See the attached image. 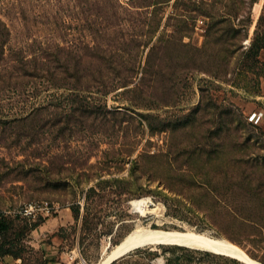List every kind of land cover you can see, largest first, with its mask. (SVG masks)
Wrapping results in <instances>:
<instances>
[{"label": "rangeland", "instance_id": "rangeland-1", "mask_svg": "<svg viewBox=\"0 0 264 264\" xmlns=\"http://www.w3.org/2000/svg\"><path fill=\"white\" fill-rule=\"evenodd\" d=\"M46 53L130 82L69 99L23 73L22 57ZM239 179L264 184V0H0V212L46 200L57 207L47 218L70 217L15 219L1 262L97 264L141 225L222 238L264 264V235L249 236L264 222L205 220L227 212L217 197ZM145 197L161 220L133 208ZM110 264L246 263L161 244Z\"/></svg>", "mask_w": 264, "mask_h": 264}, {"label": "trees", "instance_id": "trees-1", "mask_svg": "<svg viewBox=\"0 0 264 264\" xmlns=\"http://www.w3.org/2000/svg\"><path fill=\"white\" fill-rule=\"evenodd\" d=\"M58 49H63L62 46H56ZM49 48V47H48ZM100 59L104 60L103 57ZM93 62V59H90ZM101 60V61H102ZM114 60L112 57H108L104 63H111ZM21 65L23 66V73L25 76H33L38 78L42 84H46L50 88H63L70 91L68 98H79V93L82 91H88L91 93V89L96 88L102 94H106L116 87L126 86L129 84V78L127 75H123L119 72L104 73L100 69L87 70L83 66V60L80 56H57L46 53L45 55L28 57L27 55L21 58ZM85 99L87 96H83ZM67 98V99H68ZM251 182L245 181V179H239L228 186L230 195L226 199L217 197L225 203L227 210L224 214L215 213L212 216L205 217V220L210 222L217 221L219 224L224 223L233 227H255L264 222V184L258 182L251 185ZM209 188V187H208ZM209 191L216 192L215 188H209ZM203 191L206 190L203 188ZM204 196H200L202 199ZM188 199L186 203H189L187 208L193 207L195 204H199L206 207V201H196ZM182 204V202L174 198L171 202H165L167 213L170 212L172 205ZM215 204V203H212ZM251 209L256 216L251 215ZM248 212H247V211ZM253 213V214H254ZM259 213H261L259 215ZM77 216V211L75 212ZM15 219L22 222H28V220L18 217L4 216L0 212V235L5 236L10 229V223ZM39 221L41 220L38 219ZM212 220V221H211ZM216 223V222H215ZM217 224V223H216ZM36 224H33L35 226ZM257 227V226H256ZM262 227V226H261ZM264 235L261 230L258 232H250L249 236ZM14 245L9 244L8 241H0V257L9 253Z\"/></svg>", "mask_w": 264, "mask_h": 264}, {"label": "bare ground", "instance_id": "bare-ground-1", "mask_svg": "<svg viewBox=\"0 0 264 264\" xmlns=\"http://www.w3.org/2000/svg\"><path fill=\"white\" fill-rule=\"evenodd\" d=\"M148 198H142L133 202V208L142 213H154L158 220L162 219L163 207L156 205L153 208L147 207ZM161 244H176L193 249H200L211 252L228 253L235 255L243 260L246 264H263L249 255H247L238 246L220 238L209 239L202 234H196L193 231H188L186 234L176 232L154 231L147 226H137L129 233L120 243L115 245L110 251L105 252L102 259L97 264H109L114 258L121 256L128 251L148 245L155 247Z\"/></svg>", "mask_w": 264, "mask_h": 264}, {"label": "built area", "instance_id": "built-area-1", "mask_svg": "<svg viewBox=\"0 0 264 264\" xmlns=\"http://www.w3.org/2000/svg\"><path fill=\"white\" fill-rule=\"evenodd\" d=\"M257 113H253L249 116V120L251 122H256L257 120ZM57 207L46 200H38V201H30L27 203H24L22 205H19L18 207L14 208L10 215L12 217H18L31 221H36L38 219H44L49 216H51L55 211ZM4 216H7L5 213H2ZM74 253H72L69 258H74ZM77 257V256H76ZM80 261L84 262V259L80 258ZM20 259H16L15 263H19ZM0 264H5L0 261Z\"/></svg>", "mask_w": 264, "mask_h": 264}, {"label": "crops", "instance_id": "crops-1", "mask_svg": "<svg viewBox=\"0 0 264 264\" xmlns=\"http://www.w3.org/2000/svg\"><path fill=\"white\" fill-rule=\"evenodd\" d=\"M57 212H58V210H57ZM64 217H65L64 220H61L60 216H58V215L54 216V217H51V218H45V223H57V224H59V226H62L64 224V222H68V223L70 222L69 221L70 217H69L68 213H65ZM43 224H44V222H43Z\"/></svg>", "mask_w": 264, "mask_h": 264}, {"label": "water", "instance_id": "water-1", "mask_svg": "<svg viewBox=\"0 0 264 264\" xmlns=\"http://www.w3.org/2000/svg\"><path fill=\"white\" fill-rule=\"evenodd\" d=\"M124 255V254H123ZM122 256V255H121ZM118 257H120V256H118ZM118 257H116V258H114L113 260H111L110 262H109V264L112 262V261H114L115 259H117Z\"/></svg>", "mask_w": 264, "mask_h": 264}]
</instances>
